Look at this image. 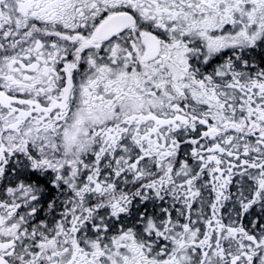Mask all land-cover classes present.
<instances>
[{
  "label": "snow or ice",
  "instance_id": "1",
  "mask_svg": "<svg viewBox=\"0 0 264 264\" xmlns=\"http://www.w3.org/2000/svg\"><path fill=\"white\" fill-rule=\"evenodd\" d=\"M0 264H264V0H0Z\"/></svg>",
  "mask_w": 264,
  "mask_h": 264
}]
</instances>
